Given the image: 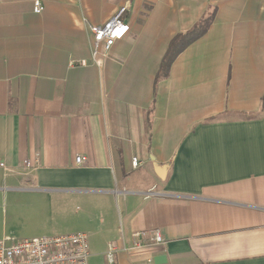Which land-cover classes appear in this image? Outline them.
<instances>
[{
	"label": "crops",
	"instance_id": "crops-1",
	"mask_svg": "<svg viewBox=\"0 0 264 264\" xmlns=\"http://www.w3.org/2000/svg\"><path fill=\"white\" fill-rule=\"evenodd\" d=\"M34 1L0 0V240L10 210L33 220L19 238L85 232L88 264L110 244L113 264H264V0ZM123 5L129 31L92 55Z\"/></svg>",
	"mask_w": 264,
	"mask_h": 264
},
{
	"label": "built area",
	"instance_id": "built-area-1",
	"mask_svg": "<svg viewBox=\"0 0 264 264\" xmlns=\"http://www.w3.org/2000/svg\"><path fill=\"white\" fill-rule=\"evenodd\" d=\"M126 9V6H120L108 20L90 28L92 55H97L99 51L105 54L115 41L122 39L129 31V24L124 18ZM42 10V4L35 0L33 12L40 13ZM85 159L81 155L75 156L77 164L83 163ZM23 163L26 167L32 166L30 160H24ZM139 164L136 157L132 158L133 168ZM0 166L3 167L4 164L0 162ZM148 192L153 193V188ZM131 235L132 244L123 249L141 248L145 244V237H149L154 245L161 244L164 240L158 229L134 231ZM116 252L117 247L110 244L105 254L108 264L114 263ZM88 256V238L82 231L23 239L6 237L0 240V264H88Z\"/></svg>",
	"mask_w": 264,
	"mask_h": 264
},
{
	"label": "rangeland",
	"instance_id": "rangeland-1",
	"mask_svg": "<svg viewBox=\"0 0 264 264\" xmlns=\"http://www.w3.org/2000/svg\"><path fill=\"white\" fill-rule=\"evenodd\" d=\"M33 220H31L30 218H28V216L25 213H15L12 215L10 210H7V214L5 217L2 216V231L3 230H7L6 235H8L9 237H16L15 239H23V238H19V235H24L27 234L29 232V228H28V223L32 224ZM70 226H64V227H58V232L55 231V228H46L47 232H43L41 234L44 235H60V234H65L68 233ZM36 234H31L29 235V237H33Z\"/></svg>",
	"mask_w": 264,
	"mask_h": 264
},
{
	"label": "trees",
	"instance_id": "trees-1",
	"mask_svg": "<svg viewBox=\"0 0 264 264\" xmlns=\"http://www.w3.org/2000/svg\"><path fill=\"white\" fill-rule=\"evenodd\" d=\"M209 21H210L209 17L202 18L196 23V25L192 28V30H190V32H187V33L182 34V35H177L172 39V41L170 42V47L168 48V51L164 55L162 62L160 64V69H159L160 74H162V75L167 74L169 65H170L173 57L176 55V53L178 51H180V49L182 47H184L186 44H188L190 41H192V40L196 39L197 37H199L200 35H202L205 32ZM178 41L182 42L181 47L173 49L174 48L173 46H175L174 44Z\"/></svg>",
	"mask_w": 264,
	"mask_h": 264
},
{
	"label": "water",
	"instance_id": "water-1",
	"mask_svg": "<svg viewBox=\"0 0 264 264\" xmlns=\"http://www.w3.org/2000/svg\"><path fill=\"white\" fill-rule=\"evenodd\" d=\"M164 255H158L156 257H154V263L158 264V263H162L164 260Z\"/></svg>",
	"mask_w": 264,
	"mask_h": 264
}]
</instances>
